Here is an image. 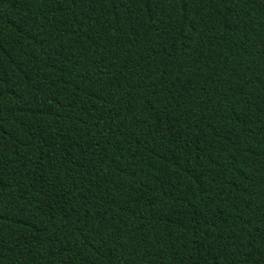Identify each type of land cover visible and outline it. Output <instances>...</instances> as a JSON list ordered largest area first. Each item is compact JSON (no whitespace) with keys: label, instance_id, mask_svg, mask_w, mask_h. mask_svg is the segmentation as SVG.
<instances>
[{"label":"trees","instance_id":"1","mask_svg":"<svg viewBox=\"0 0 264 264\" xmlns=\"http://www.w3.org/2000/svg\"><path fill=\"white\" fill-rule=\"evenodd\" d=\"M0 264H264V0H0Z\"/></svg>","mask_w":264,"mask_h":264}]
</instances>
